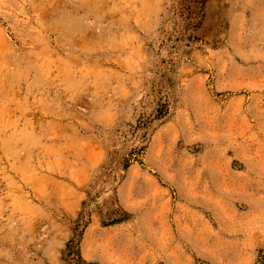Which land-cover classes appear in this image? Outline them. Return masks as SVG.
<instances>
[{
    "label": "rangeland",
    "instance_id": "rangeland-1",
    "mask_svg": "<svg viewBox=\"0 0 264 264\" xmlns=\"http://www.w3.org/2000/svg\"><path fill=\"white\" fill-rule=\"evenodd\" d=\"M0 264H264V0H0Z\"/></svg>",
    "mask_w": 264,
    "mask_h": 264
}]
</instances>
